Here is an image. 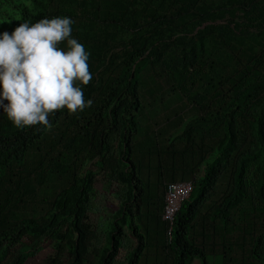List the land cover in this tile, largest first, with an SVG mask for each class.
<instances>
[{
  "label": "trees",
  "instance_id": "16d2710c",
  "mask_svg": "<svg viewBox=\"0 0 264 264\" xmlns=\"http://www.w3.org/2000/svg\"><path fill=\"white\" fill-rule=\"evenodd\" d=\"M56 16L90 53L92 103L50 128L0 109V264L47 246L48 264H264V0H0V32ZM156 90L180 103L147 113ZM89 160L123 189L105 242ZM187 176L169 241L167 187Z\"/></svg>",
  "mask_w": 264,
  "mask_h": 264
},
{
  "label": "clouds",
  "instance_id": "9594fccd",
  "mask_svg": "<svg viewBox=\"0 0 264 264\" xmlns=\"http://www.w3.org/2000/svg\"><path fill=\"white\" fill-rule=\"evenodd\" d=\"M73 23L56 16L0 32V109L15 127L50 128L48 117L56 110L72 115L91 105L81 87L92 79L90 53L72 37Z\"/></svg>",
  "mask_w": 264,
  "mask_h": 264
},
{
  "label": "rangeland",
  "instance_id": "374dc122",
  "mask_svg": "<svg viewBox=\"0 0 264 264\" xmlns=\"http://www.w3.org/2000/svg\"><path fill=\"white\" fill-rule=\"evenodd\" d=\"M143 95L146 112H152L157 116L166 110L164 107H166L167 104L170 106H175L176 104L180 103L179 98L174 97L171 99V95L167 91H165L162 95H160L159 91L157 90L154 93L151 91H145L143 92ZM162 98L166 104L165 106H161ZM169 100H172L173 102L170 103ZM152 115H149L148 117H151ZM145 160H147V165H145L146 168L144 169L143 178H149L153 182H157V172L159 168L158 159L155 156H152ZM98 164L99 163L97 160H89L86 162L84 167V170H89L95 175L93 191L91 193L92 206L88 212L87 219L85 220L86 226H91L94 230H97L102 242H105L107 234L110 230V224L112 223L111 219H113L116 211L118 210L123 189L118 188L117 183L110 182L100 171ZM185 182H191V179L187 176ZM167 236L170 241L169 228L167 231ZM51 255L52 247L47 246L45 249L41 250L37 256L29 259L26 264H48ZM124 257L125 254L122 252L119 258L123 260ZM190 264H200V262L198 260H194L190 262ZM209 264H221V258L210 255Z\"/></svg>",
  "mask_w": 264,
  "mask_h": 264
},
{
  "label": "built area",
  "instance_id": "2783aa9c",
  "mask_svg": "<svg viewBox=\"0 0 264 264\" xmlns=\"http://www.w3.org/2000/svg\"><path fill=\"white\" fill-rule=\"evenodd\" d=\"M192 192V182H175L168 184L165 205L163 211V221L169 224V235L171 239V231L173 220L179 212L182 202L186 200Z\"/></svg>",
  "mask_w": 264,
  "mask_h": 264
}]
</instances>
